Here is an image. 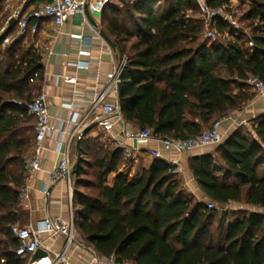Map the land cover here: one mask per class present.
Returning <instances> with one entry per match:
<instances>
[{
  "label": "trees",
  "instance_id": "16d2710c",
  "mask_svg": "<svg viewBox=\"0 0 264 264\" xmlns=\"http://www.w3.org/2000/svg\"><path fill=\"white\" fill-rule=\"evenodd\" d=\"M227 2L206 0L213 9ZM191 7L197 8L193 0H137L101 12L102 29L118 56L127 58L120 74L122 119L156 138L199 136L254 98L243 88L249 75L264 83V35L257 33L264 29V0H248L243 14L254 24L251 48L243 32L223 22L217 30L227 27L231 41L202 40V21L187 14ZM6 34L0 33V259L26 264L15 254L19 243L10 227L28 219L18 195L35 135L27 104L43 66L39 51L22 48L25 36L3 46ZM218 68L228 78L216 75ZM35 72L37 80L29 82ZM250 121L251 133L240 126L214 154L187 160L196 185L215 205L234 202L264 210V173L259 172L264 115ZM87 134L78 145L76 176L92 148ZM93 151L89 158L95 170L88 185L93 192L80 195L77 189L84 181L76 182L72 208L74 228L96 255L113 256L116 264H264V214L221 218L213 230L215 208L183 189L175 165L153 158L128 180L120 170L126 164L121 148Z\"/></svg>",
  "mask_w": 264,
  "mask_h": 264
},
{
  "label": "crops",
  "instance_id": "0c3cea01",
  "mask_svg": "<svg viewBox=\"0 0 264 264\" xmlns=\"http://www.w3.org/2000/svg\"><path fill=\"white\" fill-rule=\"evenodd\" d=\"M89 16L96 22L97 28L86 16L75 15L59 28L54 27L49 21L40 23L39 32L36 35L40 40L38 48L40 47L39 53L43 70L42 79L36 81V88L33 92L37 93L40 90L45 92L50 121L56 129L63 128V130L59 135L56 131L53 135L48 134L45 138L40 170L35 172L26 184L28 195L27 199L21 202V206L27 212L26 225L33 228L47 217H60L63 220L70 218L68 184L64 180H60L48 189L47 194L42 192V187L48 181L49 172L60 158L55 151L57 137L63 144L68 140L71 126L66 124V121L70 113L83 114L85 112L92 99L106 84L107 74L118 57L116 50L109 47L96 34L99 28H102L101 13H89ZM78 36H82V38ZM76 63L79 66H76ZM65 76L75 77L76 82L74 84L66 83ZM105 101L110 104L118 102L117 89H111L106 95ZM261 115H264V92L262 95L256 93L254 99L244 105L241 110L229 114L222 121L220 125L222 141H225L237 127ZM123 128L137 130L131 125L118 121L111 131L105 132L101 129L100 131L104 134L105 144L110 145L111 148H117V139H122L129 149L136 147L132 158L126 161V164L120 169L130 180L137 175L141 168L147 167L153 160L149 153L150 149H159L160 145L155 140L137 145L134 141L123 139L120 135ZM92 136L94 133L89 131L87 137ZM215 148L216 146L193 148L182 154L175 150L163 153L162 159L177 167L183 189L191 193L197 201L206 202L207 198L193 180L187 167V160L191 156L214 154ZM77 149L75 138L69 148L72 163L76 160ZM39 237L44 245L41 250L49 252L50 255L60 251L65 242L64 237L61 236L47 238L45 233H41ZM74 237L76 245L70 246L66 252V257L71 264H116L96 255L92 248L84 243L76 229ZM95 258L98 262L94 261Z\"/></svg>",
  "mask_w": 264,
  "mask_h": 264
},
{
  "label": "built area",
  "instance_id": "2783aa9c",
  "mask_svg": "<svg viewBox=\"0 0 264 264\" xmlns=\"http://www.w3.org/2000/svg\"><path fill=\"white\" fill-rule=\"evenodd\" d=\"M9 7L10 14L3 27L0 29V33H5L8 28V22L11 18L16 20L14 27L7 33L3 39L2 45H8L22 36H36L39 32L40 23L44 21L51 22L54 27L59 28L66 23L70 18L75 15H84L85 7L88 13H101L103 5L106 0H4ZM137 1V0H132ZM197 6L199 14L202 17L204 29H202L201 39L218 42V30L217 25L220 22L228 24L234 30L238 31V27L234 21L227 23L230 19V9L232 4L238 0H228L227 4L218 8H210L206 0H193ZM248 3V2H247ZM225 33L229 38L228 28ZM223 29V30H224ZM218 32H217V31ZM257 33L264 35V29L259 30ZM99 38V32H96ZM247 38L246 46L248 48L253 47L252 31L244 33ZM82 38V36H78ZM102 39V38H101ZM103 40V39H102ZM222 42L221 44H224ZM38 43L33 44V48L36 49ZM127 62L125 56H118L111 70L107 74V82L104 87L97 93V95L90 102L89 107L83 114H77L71 112L66 124L71 126L68 140L65 144L57 137V143L55 151L59 155V160L54 164L52 170L49 172L48 181L43 185L42 192L47 194L48 189L60 180H64L69 187V208L70 218L63 220L60 217L45 218L39 222L36 227L31 226H19L13 224L10 227L11 234L18 240V247L15 250V254L19 258H27L26 264H71L66 257V252L70 246H75V228L73 222L72 213V178L74 176L73 168L75 162L72 163L69 154V148L72 140L79 135L83 129L90 127V130L96 126L99 129L109 132L113 128L114 124L118 121L124 122L121 116V112L118 108V102L110 104L105 101L106 95L111 89H117L119 83L120 74ZM79 66V64H75ZM39 74L35 72L30 78L29 82L37 80ZM64 81L66 83L74 84L76 78L73 76H65ZM245 82L251 87V89L262 95L264 92V83L256 76L249 75ZM27 112L34 119V142L24 159L23 175L24 185L19 190L18 200L21 203L27 199L28 189L27 182L33 176L35 172L40 170L41 154L44 149L43 142L48 134L53 135L58 131V135L62 133L63 128H55L50 121V115L46 105V94L43 90L38 91L31 101L27 104ZM221 120L215 122L211 128L204 129L201 134L194 138L189 139H170V138H156L153 136L149 129L142 130H126L123 128L120 131V135L123 139L134 141L137 145L146 144L150 140H155L160 145L159 149H150L149 153L152 158H162L163 153L175 150L179 154L187 152L193 148H207L214 147L221 143L222 134L220 133ZM64 126V125H63ZM116 147L123 150V155L128 161L132 158L135 148L129 149L122 139H117ZM208 209L215 208V204L211 201L205 202ZM45 233L47 238H55L57 236L64 237V245L58 252H53L51 255L46 252L47 255L40 259H33V254L38 249H43L44 245L39 237V234ZM109 261L114 262L113 256L108 258ZM98 262L97 258L94 259ZM4 260L0 259V264H3Z\"/></svg>",
  "mask_w": 264,
  "mask_h": 264
},
{
  "label": "rangeland",
  "instance_id": "374dc122",
  "mask_svg": "<svg viewBox=\"0 0 264 264\" xmlns=\"http://www.w3.org/2000/svg\"><path fill=\"white\" fill-rule=\"evenodd\" d=\"M131 1L132 0H106V3L103 5L102 10L104 8V10L106 11V10H108L109 7H114V8H117L120 10V9L124 8L125 6L127 7ZM35 2H38V0H36ZM247 2H248L247 0H242V1L238 0L237 2L233 3L232 7L230 9V14L228 15V16H230V19L227 20V23H231V21H234L238 27V31H241L243 33H246L249 30L254 28V24H251V22H249L248 20L243 19V14L248 9V3ZM102 10H101V12H102ZM9 14H10V10H9V7L7 6V3L4 0H0V29L3 27V25L5 23V17H8ZM108 14H109V11L105 12V16H107V19H108ZM187 14L189 16H192L195 19L202 20V17L199 14V11L196 7H191V10H188ZM122 17H123V15H119V18H122ZM100 24H101V20H100ZM202 25H203V22H202ZM202 29H204V25H203ZM225 33H227L226 29H224L222 32H218L219 41L217 43L221 44L222 42L232 40V38H229ZM38 41H40L38 36L26 35L24 37L21 45H22V48H25V49L28 48L29 46H32V48H33V44L38 43ZM33 50H35L37 52L40 50V47L39 48L37 47L36 49L33 48ZM215 74L220 76V77H223V78H228V74L223 68L216 69ZM243 88H244L245 92L253 93L254 97H255L256 92H254L246 82L243 83ZM33 124H34V122H33ZM242 128L244 129V131L246 133H251V121L250 120L247 121L244 125H242ZM90 131H91V133H94V136L89 137L92 139L91 140L92 148L89 150L88 155L84 156L85 161H84V164H83V167L80 171L79 176H76L74 173V176L72 178L73 179L72 180V187L74 185H76V182H79L80 180L84 181L83 185H80L77 189L80 195L91 194L93 192L90 189V187H88V185L90 184V182L93 181L92 174H93L95 169L91 165L92 160L89 158V156H91L93 154V152H94L93 150L95 149V147L96 148L102 147L104 149L110 148V145L105 144L104 134L102 133V131H100V129L98 127L94 126ZM27 155L28 154H26V156ZM263 161H264V158H263ZM122 166L123 165L120 166V169L122 168ZM259 172L264 173V162H263V165L259 166ZM112 176L113 175L108 176V182L109 183L111 182ZM77 197H80V196L77 195ZM241 209H242V211H241ZM243 210H246V211H243ZM215 211L216 212L214 214V224L212 227L213 230H215V228H216L215 221H217L218 219H221V218H225L227 220L230 217H232L234 214H237V213L242 214L243 212L248 213L250 211H256V212L264 214V210H262V209L250 208V207L243 205V203H234V202H230L228 204H218V205L216 204L215 205ZM16 224H18L19 226H26L25 222L23 224L22 223H16ZM26 260H27V258H26Z\"/></svg>",
  "mask_w": 264,
  "mask_h": 264
},
{
  "label": "water",
  "instance_id": "95a60500",
  "mask_svg": "<svg viewBox=\"0 0 264 264\" xmlns=\"http://www.w3.org/2000/svg\"><path fill=\"white\" fill-rule=\"evenodd\" d=\"M84 14L85 16L89 19V21L91 22V24L97 28V24L96 22H94L90 16H89V13H88V10L87 8L85 7L84 9ZM16 24V20L14 18H11L8 22V28L6 30L5 33H8L13 27L14 25ZM99 32V35L100 37L104 40V42L109 46L111 47L113 50H115V44L114 42L108 37V35L104 32V30L102 28H99L98 30ZM117 97H118V108H119V111H121L122 109V99H121V85H120V78H119V83L117 84ZM90 131V127H86L85 129L82 130V132L76 136V147L78 148V145H79V142H80V139L85 136L88 132ZM47 255V253L41 249H38L34 254H33V259H40L42 257H45Z\"/></svg>",
  "mask_w": 264,
  "mask_h": 264
}]
</instances>
